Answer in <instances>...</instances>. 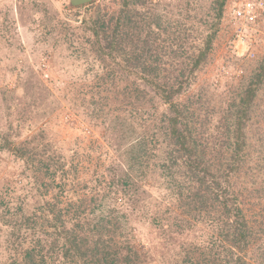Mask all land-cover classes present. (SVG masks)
<instances>
[{"label":"trees","instance_id":"1","mask_svg":"<svg viewBox=\"0 0 264 264\" xmlns=\"http://www.w3.org/2000/svg\"><path fill=\"white\" fill-rule=\"evenodd\" d=\"M140 1L146 0H123V12L117 17H107L99 8L97 16L84 20L78 28L81 33L74 34L84 50H89L101 64L95 67L96 77L102 80L101 90L103 84L107 94L109 90L116 94L121 87H115V81L126 84L120 93L130 108L115 119L119 129L111 137V145L126 143L129 131L142 135L135 144L118 151L129 167L121 169L125 180L118 178L114 164L110 172L102 174L97 166L87 168L84 153L75 151L77 158L72 155L67 159L50 141L44 127L23 142L19 139L24 135L21 130L15 134L0 126V150L20 162L19 175L32 192L31 197L23 194V202L15 207L11 201L16 191L14 181L1 178L0 223L7 235L2 238L4 246L0 245V250H6L5 263L54 264L61 259L68 264H143L153 254L150 249L119 238L129 215L136 213L148 216L150 232L160 239L156 251L160 255L166 247L177 244V261L185 264H264V244L256 256L253 254L255 262H250L257 228L245 210L252 204L254 210L264 212V184L259 179L264 172L259 164L264 154L259 150L255 156L259 173L253 165H244L247 149L251 148L247 129L253 119L252 107L264 81V59L244 95L223 108L219 135L201 132L206 128V119L197 115L202 110L206 113L208 99L197 77L213 49L227 0H205V4L188 1L180 11L186 18L172 19L174 24L170 22L164 30L170 28L171 32L166 39L157 31L161 26L156 15L147 10L137 12L134 4L127 8ZM206 5L209 9H205ZM15 6L21 23H27L33 11L30 0H15ZM10 13L1 21L5 26V22L15 20L12 9ZM198 14H209L210 20L194 28V20L190 19ZM188 33L191 36L184 35ZM112 62L120 66H111ZM7 93V106L17 109L21 121L33 114L26 127L29 135L48 113L50 90L27 77L22 91L14 88ZM135 165L138 173L133 174L130 167ZM87 170L92 177L79 186L78 176ZM155 175L167 180L171 192L180 200L183 215L144 187L156 182ZM108 181L120 184L117 192L124 198L118 205H107L111 196ZM107 206L112 207V215H108ZM260 217L264 222V214ZM199 222L209 228V241L188 237ZM170 238L176 240L175 244L169 245Z\"/></svg>","mask_w":264,"mask_h":264},{"label":"rangeland","instance_id":"2","mask_svg":"<svg viewBox=\"0 0 264 264\" xmlns=\"http://www.w3.org/2000/svg\"><path fill=\"white\" fill-rule=\"evenodd\" d=\"M188 1L194 3L198 0H146L143 1L144 3L142 1L133 2L127 8L129 9L134 4L133 7L138 10L137 12L147 10L154 14L153 16L156 15L158 25L161 26V28L157 27V31L163 39H166V36H171V32L170 28L167 32L164 30L170 22L171 25L174 24L175 21L172 19L186 18L181 15L180 11L181 6L185 7ZM200 2L206 1L200 0ZM249 3L252 4L250 7ZM30 6L33 11L27 23H21L17 15L15 0H0V28H4L0 32L1 128L15 134L16 131L21 130L24 135L19 139L25 142L44 127L50 141L66 155L67 159H71L72 155L77 158L75 151L84 153L87 157H84L83 162L87 168L97 166L102 174L110 172L109 168L114 164L116 173L120 174L118 178L125 180L121 169L124 167L129 170V167L120 159L118 151L120 148L124 150L135 144L142 135L129 131L126 143L122 146L113 147L111 145V137H114L116 130L119 129L115 119L125 108H130L124 104V97L120 93L123 92L122 88L126 84H122L123 80L117 79L114 86L121 88L116 94L110 90L107 94L103 84L101 90L102 80L96 77L97 70L95 69L101 64L89 50H84L85 47L74 36L76 33H81L78 28L83 25L84 20L100 13L99 8L102 13L107 14V17L112 15L117 17L123 12V0H92L76 6L70 5L69 0H30ZM206 8L209 9L207 5ZM11 9L15 14V20L5 22L7 24L5 26L1 21L5 14H11ZM194 14L191 13V16ZM209 14L207 17L199 14L196 18L190 17V20H194V28L205 25L204 21L210 20L211 14ZM191 33L184 35L189 37ZM188 45L189 43L186 44ZM263 59L264 0H227L221 28L213 49L197 77L198 86L203 88L206 95L204 98L208 99L206 113L202 110L201 114L197 115L201 120L206 119L203 121L206 123L205 130L199 131L205 133L212 131L215 135H219L218 130L222 128L223 122V108H228L229 104L237 102L244 95ZM111 66L120 65L112 62ZM91 67L95 70L91 71ZM102 74L105 75L104 72ZM27 77L36 83L42 82L50 90L52 98L47 105L48 113L38 120L29 135H26V127L30 124L28 120L33 114L23 122L19 118L22 115L18 114L17 109L7 106L10 103L7 91L14 90V88L22 91L23 80ZM259 86L260 89L252 107L253 119L249 121L247 129L251 148L247 149L244 162L245 166L253 165V170L258 173V162L255 156L259 154V150L264 154V81ZM208 109L209 111L212 109V113L208 112ZM41 111H43L42 108ZM209 121L211 123H208ZM224 146H230V144ZM92 159L97 160V163H94ZM259 164L264 167V158ZM137 167L138 165L130 167L132 168L130 172L138 173ZM21 170L20 162H17L10 153L0 150V181L1 178L6 177L14 181L16 191L14 195L12 194L11 201L14 200L15 207L23 202V194L27 193L30 197L32 196L25 179L22 180L19 175ZM88 170L78 176L81 182L79 186L92 177V173ZM154 177L156 182L153 185L145 184L147 191L183 215L185 212L182 211L180 200L171 192L167 180L163 175ZM246 177L250 176L246 174ZM259 179L263 180L264 184V172L259 175ZM91 184L93 183L91 182L89 186H93ZM118 184L111 185L110 181L107 182V185H111L109 189L111 196L107 203L109 206L118 205L121 203L120 199L124 198L122 193L117 192V189H121ZM252 207V204H249L245 210L250 215L252 226L257 228V234L249 252L252 257L250 262L253 263L257 249L264 244V229H260L264 224L260 216L264 212L256 211ZM110 208L112 207L107 206L106 208L108 215H112ZM125 210L130 213L131 209L127 207ZM194 225V230L188 237H203L208 241L211 239L208 237L209 228L205 223L199 222ZM3 226L4 224L0 223V245L2 247L4 246L1 243L2 238L7 235L5 226ZM2 227L5 231L1 229ZM119 238L124 241H133L137 245L150 249L149 251L153 254L148 256V260L143 264H185V262L177 261V252L180 248L177 244L170 249L166 247L162 255L156 252L160 239L150 232L148 216L136 213L129 215L128 224ZM175 242V239L170 238L169 245ZM0 252L2 254L0 264H8L3 259L6 250L3 248ZM54 264L68 263L58 259Z\"/></svg>","mask_w":264,"mask_h":264},{"label":"water","instance_id":"3","mask_svg":"<svg viewBox=\"0 0 264 264\" xmlns=\"http://www.w3.org/2000/svg\"><path fill=\"white\" fill-rule=\"evenodd\" d=\"M90 1H92V0H69V4L72 6H76V5L88 3Z\"/></svg>","mask_w":264,"mask_h":264},{"label":"built area","instance_id":"4","mask_svg":"<svg viewBox=\"0 0 264 264\" xmlns=\"http://www.w3.org/2000/svg\"><path fill=\"white\" fill-rule=\"evenodd\" d=\"M248 5H249V7H250L252 4L249 3Z\"/></svg>","mask_w":264,"mask_h":264}]
</instances>
